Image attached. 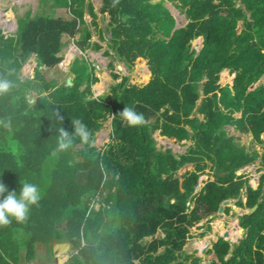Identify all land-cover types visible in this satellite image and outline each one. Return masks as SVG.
I'll list each match as a JSON object with an SVG mask.
<instances>
[{"label":"trees","instance_id":"trees-1","mask_svg":"<svg viewBox=\"0 0 264 264\" xmlns=\"http://www.w3.org/2000/svg\"><path fill=\"white\" fill-rule=\"evenodd\" d=\"M44 1L17 17L13 33L0 28V79L13 84L0 95V183L18 193L29 182L41 193L24 223L0 226V264H27L35 258L36 242L50 246L53 238L63 241L61 235L79 251L68 261L79 259L69 264H202L200 256L186 253L187 235L202 220L210 229L209 216L233 198L240 208L256 209L238 216L245 234L237 237L231 253L226 233L212 244L218 262L210 264H264V174L253 189L236 175L257 153L238 146L226 129L251 133L261 144L264 0H99L98 11L109 16L103 28L96 1L54 0L48 5L66 18L45 13ZM104 31L130 73L107 64L116 82L109 87L110 101L92 89L98 77L101 87L109 80L98 59L90 63V52L102 49ZM68 39L75 47L67 67L70 77L57 84L40 68L64 59ZM28 55L35 73L32 80H22L19 71ZM225 76L230 79L220 83ZM29 90L38 94L32 102ZM125 106L142 113L144 123L122 122L117 114ZM75 120L87 126V143L74 135ZM106 122L109 132L97 147L95 133ZM61 129L73 142L56 152ZM154 132L190 143L175 155L170 146H156ZM207 173L212 181L200 179ZM187 201L193 202L190 211ZM112 214L119 220L113 225L106 222ZM62 216L70 222L69 231L54 225ZM60 257L65 259V252Z\"/></svg>","mask_w":264,"mask_h":264},{"label":"rangeland","instance_id":"rangeland-1","mask_svg":"<svg viewBox=\"0 0 264 264\" xmlns=\"http://www.w3.org/2000/svg\"><path fill=\"white\" fill-rule=\"evenodd\" d=\"M96 1L97 5H98V0H93ZM160 0H151V2H157ZM38 4V0H0V28L3 30V32L6 33H13V31H15L16 29V18L18 16H22L24 15V13L27 10H35L36 5ZM50 4V3H49ZM49 4L44 6L45 9V13L49 12V10L53 13V14H60L61 12H59L58 10H56V12L54 11L52 6H48ZM174 13L176 14L177 18L182 19L183 15L179 14L178 10H174L172 7H170ZM49 9V10H48ZM97 19L99 22V27L103 28L106 25V23H108L109 21V17L107 15H101L100 13L97 12ZM182 22V21H181ZM240 23V22H239ZM180 24V23H178ZM89 29H93V27L91 25H88ZM176 27V24L174 26V28ZM109 36L110 33L104 31V40L100 41V45L102 46V49H99L97 51L92 50L90 52L91 55V59L92 61H90V59L86 58L88 61H90V63H92L93 65H95L97 62V59H101L105 62V64H108L110 62H112L115 65H119L121 67H123V70H126V67L123 66V64L121 63V60L116 56L115 54V50L111 47V45L108 44V40H109ZM94 39H97V37H94ZM69 40V39H68ZM73 42L71 40H69L67 42V44H65L62 48V53H64L65 57L64 59L56 66L52 67V68H45L42 67L40 68L41 71H46V75L48 78H54L57 80V84H60L62 82H64V80H66V77H70V73L67 67H69L68 62L70 61V55L71 53L75 50V47L73 46ZM107 49L110 52V55H104L103 52L104 50ZM30 55L26 56L25 59L23 60V65L20 68L19 74L23 79H30L32 80V78L34 77V63L30 64L29 62L32 60L29 57ZM94 62V63H93ZM99 63L101 64L100 66L102 67L103 62H101L99 60ZM104 66V65H103ZM100 67V68H101ZM94 73L96 76H98V72H97V68L93 69ZM224 72H227L225 70H223ZM105 75L107 77H109L110 73H108L105 70ZM111 76V75H110ZM111 78H113L111 76ZM140 80L144 81L145 78H139ZM230 78L229 77H222L219 78V82L220 83H226ZM84 84V82L82 83V85ZM116 82H114L113 80L106 81L104 83V85L106 86L104 89H100L98 82L95 83L92 86L93 92L94 94L97 93H104L107 101H110L111 99V92L109 91V87L115 85ZM34 92L36 91H30L27 92L26 96L29 100V102H32L33 99L38 95L37 93L35 94ZM45 92H42L41 94H43ZM40 94V95H41ZM201 95L202 93H200V98L197 101V104H199V102L201 101ZM199 118L202 117L201 114H196ZM153 118L150 119V121H152ZM108 124V122L104 123L103 127H101L96 133H95V139L93 140V145H96L97 147H100L103 143V140H106V135L108 134L109 128L106 126ZM227 131H228V135H232L235 137L234 142L238 145V146H243L246 151L251 152V151H256L257 156L255 157V159L252 161V163H249L241 168H238L235 173L237 175H243V178H246L247 183L250 185V187L256 188L259 185V180L260 177L264 174V133L261 134V144L258 143L257 141H255L251 135V133L248 134H244L239 132L238 130H236L234 127H226ZM153 138L156 141V146L160 147L161 145L164 146L161 143H164L165 140H167L168 138L166 136H161L158 135L156 132L152 133ZM172 141V143L170 142H165L166 145H171V146H176L175 141L172 139L170 140ZM190 143V142H189ZM178 147L180 145H177ZM180 151V150H179ZM179 151L176 152H172L173 154H177ZM185 151V150H184ZM183 152V151H182ZM50 163H52L50 161ZM184 168H181V172L183 171ZM209 169L206 167L205 169V173L208 172ZM181 172H179L178 174H180ZM200 179H205L207 181H212L214 179V177L211 175V173H207L204 175L200 176ZM201 186H195V191H198L200 189ZM246 197V196H245ZM244 194L241 195V200L244 201ZM236 199H226L225 202H223L219 207V210H221L220 212H214L212 213V215L209 216V218H211L210 222L208 223V225L210 226V229H207V225L205 224L206 221L202 220L201 222H199L198 224L200 225V228L195 229V228H191V231L188 233L187 238H186V242L184 244V249L186 251V253L188 255H190L191 253L193 255H198L201 256V262L202 264H210L212 262V259H215V254L212 252L211 248H212V244L214 242H216V240L219 237H222L224 233H226L228 235L229 238V243L233 246V244H236L239 236L243 235L242 233V229L239 228L237 229L235 226V222H239L238 220V216L240 214H243L244 212L248 211V208L246 206H244V208H240L238 205H236L234 203ZM193 204L192 201H187V205L188 207L186 208V211H190L193 207H191ZM225 205L229 206V211L228 212H224L223 209L225 207ZM94 208L96 207V204L94 205ZM114 216V214H112V217ZM88 217H92V215H87L86 218ZM111 221V220H110ZM109 221L108 224H112ZM233 224V227H231L232 231H234V235L230 234L228 229L229 226H231ZM58 227L60 229H64V230H70V222L67 221H63L60 224L58 223ZM207 230L205 233H203L202 235H200V231L201 230ZM216 231V235L213 236L212 234H210L211 231ZM231 231V232H232ZM209 232V233H208ZM158 235H162V229H158L156 236ZM65 238L64 235H61L60 238ZM242 237V236H241ZM240 237V238H241ZM59 238V239H60ZM54 242H57L58 240H56L55 238L53 239ZM45 244L38 242V244L35 243V258L31 259L27 264H53L54 263V258L56 257V255L54 254V251L52 253H48V251L44 248ZM57 244L53 243L54 246V250H55V246ZM64 246H67V244H63ZM62 245V246H63ZM49 247V246H48ZM61 248V247H59ZM68 248V247H66ZM50 249V247H49ZM160 249V248H159ZM51 250V249H50ZM74 251L78 252V249L74 248ZM187 250H189V252H187ZM74 251H69V252H65L62 251V249L59 251L58 249L56 250V253L59 255V261H64V264H69V263H74L76 261V259L79 257L77 256L76 258L72 259L70 262H68V259H64L63 257H60V254L65 252V258H66V254H71ZM196 251V252H195ZM68 262V263H67ZM102 264V263H100Z\"/></svg>","mask_w":264,"mask_h":264},{"label":"clouds","instance_id":"clouds-1","mask_svg":"<svg viewBox=\"0 0 264 264\" xmlns=\"http://www.w3.org/2000/svg\"><path fill=\"white\" fill-rule=\"evenodd\" d=\"M224 70L228 71L227 69ZM12 87L13 84L9 80L0 79V95L8 93ZM117 115L119 116L120 120L122 122H126L128 126L142 125L145 120L142 113H137L133 107L129 106H125L123 110L120 111ZM73 124L74 135L79 137L82 142L87 143L90 137V132L87 129V126L80 120L73 121ZM72 142L73 136L69 134L68 131L61 129L57 140V148L55 151H66L71 147ZM5 192H7V195L4 196L3 199H0V226H7L12 223L13 220H15L17 223H24L28 218L30 207L33 205H37L41 199L39 187L29 182L23 183L18 193L17 191H8L4 184L0 183V195H3ZM224 201H222L220 205ZM250 212L251 211L248 210L244 213Z\"/></svg>","mask_w":264,"mask_h":264},{"label":"crops","instance_id":"crops-1","mask_svg":"<svg viewBox=\"0 0 264 264\" xmlns=\"http://www.w3.org/2000/svg\"><path fill=\"white\" fill-rule=\"evenodd\" d=\"M5 1H8V0H5ZM39 1L40 0H38V3H39ZM86 1H88V0H86ZM97 2H99V0L97 1ZM49 3H55L54 2V0L52 1V0H46V1H44L43 2V6H42V10L44 11V6L45 5H47V4H49ZM97 4V3H96ZM101 6V4L99 3L98 5H97V12L98 13H100L99 11H98V7H100ZM50 7V6H49ZM37 8H38V4L36 5V10H37ZM53 9H54V11L56 12V10H58L59 12H61L59 9H56L55 7H53ZM49 10V9H48ZM34 11V10H33ZM96 12V13H97ZM47 13V12H46ZM49 13H52L50 10H49ZM102 15V14H101ZM105 15H107V14H105ZM53 16H55V17H64V18H66L67 17V15L65 14V13H60V14H58V15H56V14H54ZM108 16V15H107ZM109 17V16H108ZM16 20H17V18H16ZM85 20L86 21H88V18H87V14H85ZM72 41V40H71ZM74 45V44H73ZM98 60H100L101 62H103V65H104V67H105V70L107 71V64H105V62L103 61V60H101V59H99L98 58ZM91 61H92V59H91ZM94 63V62H93ZM121 70H123V67H121ZM108 72V71H107ZM123 74H130L128 71H125V70H123ZM109 82L111 81V80H113V78H111V76L109 75ZM114 81V80H113ZM100 84V78L98 77V85ZM99 87H100V89H104L106 86L104 85V87H101L100 85H99ZM109 132V131H108ZM245 134V133H244ZM246 134H248V133H246ZM252 135V134H251ZM168 140V142L170 141V140H172V139H167ZM174 141H175V143H177L176 142V140L175 139H173ZM165 142L166 141H164V143H161V144H163L164 146H170L173 150V152H176V151H184L185 150V148L188 146V144H189V142H187V144L185 145V144H180V143H177L176 144V146L174 147V146H171V145H166L165 144ZM172 142V141H171ZM170 142V143H171ZM177 145H180L179 147L177 146ZM250 163H252V162H250ZM237 175V174H236ZM241 175V174H240ZM242 177H244L243 175H242ZM198 186V185H197ZM244 197H245V194H244ZM243 202H245V201H243ZM223 206V205H222ZM244 208V207H243ZM248 208V210H250L251 209V207H247ZM256 209V208H255ZM255 209H253V210H255ZM220 212L221 210H219V207H218V209H216V210H214V212ZM213 212V213H214ZM252 212V211H251ZM212 215V214H211ZM118 216L117 215H115L114 216V218L112 217V220L110 219V218H108L107 219V221L106 222H109L110 220V222L112 223V225L113 224H116V223H118L119 222V220H118V218H117ZM59 221L58 222H55V227L56 228H59L58 227V223L60 224L61 222H63V221H67V222H69L68 221V218L67 217H61L60 219H58ZM233 225V224H232ZM236 226V225H235ZM238 226H239V228H241L242 230H243V234H245V229H244V227L238 222ZM216 231H211L210 232V234H212L213 236H215L216 235V233H215ZM157 233V232H156ZM209 233V232H208ZM160 238L162 237V235H158ZM82 238V237H81ZM54 239V238H53ZM60 239H63V241H57V242H54L53 240H51L50 241V249H51V251H50V253H52L53 251H54V254L56 255V257L54 258V262H55V264H64V262L63 261H59V255L56 253V250L58 249L59 251L62 249V251H65V252H69V251H74L71 247H70V243H69V240L67 239V238H60ZM83 239V238H82ZM148 239H150V237L148 238ZM238 241V240H237ZM236 241V242H237ZM229 242V241H228ZM53 243H56L57 245H63V244H67V246H68V248H59L57 245L55 246L56 248H55V250H54V246H53ZM82 243H83V240H82ZM36 244H38V242H36ZM229 245H230V248H229V250H228V253H231L232 252V250H233V248H234V245L235 244H233V246L229 243ZM64 246V245H63ZM45 249L46 248H48V246H46L45 245V247H44ZM160 248H163V249H165V247L164 246H161ZM187 252H189V250H187ZM76 253V251H74L73 253H71V255H70V257H68L69 259L71 258V256L73 255V254H75ZM34 256H36V254H35V251H34ZM196 256H198V255H196ZM228 256V255H227ZM262 256H264V254H262ZM201 257V256H200ZM68 258H65V260L66 259H68ZM226 258H228V257H226ZM212 261H216V262H218V260H217V257L215 256V259L213 258L212 259ZM69 262V261H68ZM67 262V263H68Z\"/></svg>","mask_w":264,"mask_h":264},{"label":"water","instance_id":"water-1","mask_svg":"<svg viewBox=\"0 0 264 264\" xmlns=\"http://www.w3.org/2000/svg\"><path fill=\"white\" fill-rule=\"evenodd\" d=\"M29 54H30V53H29ZM67 82L70 83V80L67 79ZM244 201H246V197L244 198ZM224 202H225V201H224ZM256 206H257V205H253V206L251 207L250 211H253V209H255ZM219 207H222V206H219Z\"/></svg>","mask_w":264,"mask_h":264},{"label":"built area","instance_id":"built-area-1","mask_svg":"<svg viewBox=\"0 0 264 264\" xmlns=\"http://www.w3.org/2000/svg\"><path fill=\"white\" fill-rule=\"evenodd\" d=\"M70 257V255L66 254V258Z\"/></svg>","mask_w":264,"mask_h":264},{"label":"bare ground","instance_id":"bare-ground-1","mask_svg":"<svg viewBox=\"0 0 264 264\" xmlns=\"http://www.w3.org/2000/svg\"><path fill=\"white\" fill-rule=\"evenodd\" d=\"M166 142H168V140H165ZM169 142H171V141H169ZM172 143V142H171ZM175 144H177V143H175Z\"/></svg>","mask_w":264,"mask_h":264}]
</instances>
